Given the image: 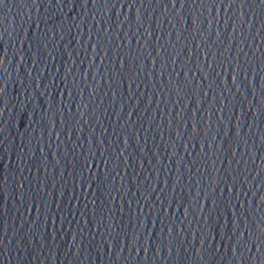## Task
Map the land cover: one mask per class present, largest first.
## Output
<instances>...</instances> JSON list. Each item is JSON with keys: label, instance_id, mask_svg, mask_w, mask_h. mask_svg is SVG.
Returning a JSON list of instances; mask_svg holds the SVG:
<instances>
[{"label": "water", "instance_id": "obj_1", "mask_svg": "<svg viewBox=\"0 0 264 264\" xmlns=\"http://www.w3.org/2000/svg\"><path fill=\"white\" fill-rule=\"evenodd\" d=\"M176 7L180 8L179 0ZM192 7L189 4L177 13L171 5L167 9L164 3L150 5L141 9V18L148 12L152 15L137 26L136 8L127 5L117 4L107 12L99 2L92 5V0L59 4L56 0H5L0 8V54L4 57L0 69L6 67L0 70L5 99L0 114V264H264V255L253 246L258 233L234 259L232 246L239 233L232 235L230 223L233 213L239 216L244 211L239 227L246 235L245 220L254 231L253 221L264 215V202L257 205L264 191V115L251 111L264 84L260 78L264 75V10L258 4L252 6L257 18L251 34L245 24V38L238 37L240 45L231 44L230 21L224 30L223 9L219 24L212 10L213 39L217 30L225 39L220 49L214 46L210 51L227 56L224 50L229 47V55L236 53L249 67L247 75L238 76L237 89L227 63L215 82L212 77L204 81L195 71L198 64L207 67L204 49L212 41L206 21L211 16L207 9L195 10L205 25L194 32ZM235 9L232 17L242 12L245 21L248 15L252 18L247 5L241 10L237 3ZM237 23L239 31L243 25ZM103 27L109 32L104 33L101 47L95 48L96 33ZM201 29L205 37L200 36ZM120 57L125 64L128 61L126 68L122 69ZM182 66L184 71L190 68L189 78L193 85L201 81V88L185 85L177 97L169 81L184 82ZM214 69L215 65L209 71ZM111 73H116L114 81ZM208 83H213L211 89ZM194 122L201 127V135L192 140L188 137ZM237 125L246 142L236 140ZM205 130V151L213 135V147L219 146L215 165L209 159L207 171L201 148ZM100 148L111 162L107 187L98 191L93 176L107 167ZM112 148L117 153L122 148L124 153L117 159ZM90 150L97 155L96 164L88 160V168L83 153ZM194 159L200 170L191 165ZM233 175L240 178L238 196L235 191H221V178L231 180ZM140 193H149L150 199L145 202ZM193 203L204 204L203 211L190 208L185 217ZM164 204V224L175 221L179 233L174 231L170 250L161 243L156 255L151 242L158 246L167 229L161 233L159 221L151 222L155 209L160 205L162 210ZM101 214L103 225L98 223ZM209 214L212 219L205 223L202 217ZM138 215L146 220L145 228L154 227L156 235L140 231L136 243L133 221ZM148 243L145 253L143 246Z\"/></svg>", "mask_w": 264, "mask_h": 264}, {"label": "snow or ice", "instance_id": "obj_2", "mask_svg": "<svg viewBox=\"0 0 264 264\" xmlns=\"http://www.w3.org/2000/svg\"><path fill=\"white\" fill-rule=\"evenodd\" d=\"M82 2L87 3V0H82ZM98 2L100 4V7H102L104 10H107V12L110 8L116 9L117 4H119L121 7H124V5H127L129 9L136 8L135 24L137 26H140L141 24L144 25L145 19H147L148 17H150L152 15V12H148L147 16L142 20V18H141V9L142 8L148 9L150 5L159 6L161 3H164L165 9L168 8V5H171L173 8L176 9V12L179 13L181 8H185L189 4H191L193 6L192 9H194L193 20H192V28H193L194 32L197 31V29L200 27L201 24L205 25L204 20L197 17L195 10L207 9L209 16H211V19H207V21H206V23L209 25V28L207 30V35L210 34V39H211L212 43L206 42V49L207 50L204 49L205 56L208 57L207 67H205L203 64H198L195 66V71L198 70L202 74L204 81H207V80H209V77H212L213 82H215L217 77L220 78L225 73L226 70H225L224 65H225V63H227V72L229 70L231 71V80H232L233 85L237 89H239V87H240V84L237 80L238 76H240L241 74L247 75V73L249 71V67H246L245 65H243L241 63V60L237 57L236 53L235 54L232 53L231 55H229V47H227L224 50L225 52H227V56H225L224 52H221V51H216V52L210 51L214 46L217 49H220L221 45L223 46L224 39H225L223 36V32H221L219 30L216 31L215 39H213V35L211 32V25L213 24V20H214L213 16L211 15L212 10L215 9V13H216L215 20H216V23L219 24V16L221 13V9H223V11L225 13V17H226L224 30L229 27V21H230V26L233 29V32L231 34V44H233V41H235V45H240V39L238 37H242L243 39L245 38V24L249 25L248 34L252 33V26L254 25V17H255V19L257 18V13L253 10L252 6L254 4H258L259 6L262 7V10H264V0H179V4H180L179 9L176 7L177 0H92V5H96ZM49 3H51V0H49ZM56 3L57 4L61 3V0H56ZM237 3H239L241 5V10L244 9L245 5H247L249 7V9L252 10V18L251 19H249V15H248V19L245 21L242 12H240L239 16H235V17L231 16V13L236 11L235 5ZM4 4H5V0H0V8H2L4 6ZM137 5H139V7H136ZM201 16H203V13H201ZM237 22H239L240 24L243 25L239 31H237V24H238ZM105 23H108V21H104V24ZM97 24L99 25V21L97 22ZM106 32H109V29L103 27L102 30H99L96 33L97 43L94 45L95 48H97V46L101 47V43L103 42V39H104V33H106ZM257 32L259 34H261L259 32V30H257ZM148 34L150 35V33H148ZM199 34L201 37H205V30L201 29ZM89 35L91 36V33H89ZM261 35H264V34H261ZM199 46H200V44L197 43V47H199ZM239 49H240V47H238L237 50H239ZM253 52H254V49H253ZM148 55L151 56L152 53L149 52ZM157 55H159V54L157 53ZM245 55H247V53H245ZM177 56H179V53H176V57ZM176 57L174 60H172V62L176 61ZM3 59H4L3 55L0 54V64L3 63ZM135 59H137V57L133 58L134 61H135ZM120 61H121L122 69L126 68L128 66V61H127V64H125V59L123 57H120ZM167 62H168V58L165 59V66H166ZM213 65H215L214 73L209 71V69H213ZM262 65H264V61H262ZM184 67L185 66H182V72H183V75L185 77V80L183 83H181V81H178L175 79L174 80L170 79V81H169L171 86L175 87L177 97H179L181 89H184L185 85H193L192 80L189 78L190 68H187V71H184ZM221 67H223V72L221 71ZM205 68H207V70H208L207 74H204ZM89 69H91V67ZM89 69H88V72H89ZM217 69H219V71H217ZM0 70L6 71V67L4 69H0ZM250 70L253 73H255V71H256V69L253 66H251ZM262 71H264V67H262ZM119 74L123 75L122 70L119 71ZM73 75H75V74H73ZM86 75H87V73H86ZM110 75H111L112 80L114 81L116 73H111ZM137 75H139V73H137ZM260 78H261V80H264V75H262ZM74 83H75V79H74ZM3 84H4V80H0V114H2V112H3V104L5 102V99L3 96V92H4ZM37 87H39V84H37ZM129 87H131V85H129ZM193 87H195L197 90H199L201 88V81L199 84L195 83L193 85ZM212 87H213V83H208L207 89H211ZM96 90L97 89H94L91 95H93V93ZM224 91L227 92L228 89L225 88ZM207 94H208V91L203 89V95L207 96ZM253 95L254 96L256 95L255 90H253ZM230 103H231V101H229V104ZM221 104L223 105L222 102H221ZM85 107H87V105H85ZM185 107H186V105H185ZM217 111L220 112V111H222V109L218 108ZM251 111L259 112L260 115H264V84H261L260 92H259V99L256 101L255 104L252 105ZM130 114L131 113H129V115ZM81 115L83 116L84 113H81ZM179 115H180V113L177 112V116H179ZM31 117H32V114H31ZM220 122L223 123V117H220ZM168 124L171 125L172 121L169 120ZM237 127H238V130L235 133L236 140L238 142H241V141L246 142L244 140V137L241 135L239 125H237ZM2 129L3 128L0 127V131H2ZM124 132L126 135L128 134L127 129L124 130ZM102 134H103V132L101 133V135ZM200 135H201V127L198 126L197 122H194L191 125V135L188 137V139L195 140L197 137H200ZM226 135L228 136V130H226ZM177 136L181 137V132L178 130H177ZM207 136H208L207 131L205 130V135L203 136L202 143H201L205 171L208 170L209 159L212 160L213 166L215 165L214 154L219 152V146L215 145V147H213V140L216 139L215 135H213L211 137V139H207V151H205V140H206ZM261 141H264V129L261 130ZM96 142L98 144H103V141L101 139L98 140L97 137H96ZM125 143H127V141H125ZM89 146L91 149V147H92L91 140H89ZM112 153H114L115 157L118 159V157L124 153V149L120 148L119 152L117 153L116 149L112 148ZM83 155L85 156L84 167L91 168V164L88 163V160L91 158L92 163L94 162L95 157L97 155L96 150L95 151L90 150L89 152H84ZM232 155H235V150L232 151ZM99 156H100V158L103 159L104 166H107V167H104L103 173L97 172L93 176V180L95 182H98V185H99L97 188L98 191L107 187L106 178L109 175L108 166L111 162V157L106 156L105 150H102L101 148L99 150ZM95 164H96V160H95ZM191 165L196 167L198 170H200L199 162L197 160H195V159L192 160ZM97 167H99L98 164H97ZM179 167H180V164L178 163L177 168H179ZM184 167H186L185 164H184ZM208 179L211 180L212 177L209 176ZM221 180L223 181V187L221 188L222 192H224L226 189V191L229 193H233V191H235L237 196L239 195L240 189L237 188V184H240V178L238 175H233L231 180H228L226 177L221 178ZM179 181H180V175L177 176V183ZM261 181L264 182V177H261ZM197 183L199 184V181H197ZM218 183H219V181H218ZM244 183L247 184V181H245ZM256 187L259 188L260 184H257ZM140 195L142 196V198L144 199L145 202H147L150 199L149 193H148V195H144L143 193H140ZM197 195H199V193ZM204 195H205V199H207L208 194L205 192ZM253 195H255V193H253ZM258 197H259V199L257 200V205L260 206L261 202H264V191L260 192ZM173 202H175V201L174 200L169 201L168 203L171 204ZM229 202H231V200ZM93 203L95 204V201H93ZM248 204H249V206H251V204H252L251 199L248 200ZM181 206H183V205H181ZM232 207H233V204H232ZM141 208H142V206H141ZM190 208L193 210L199 208L200 212H202L204 209V204L203 205L200 203L189 204L187 206V210L184 213L185 217L188 216ZM241 209H243V204H241ZM168 211H169V209H168ZM109 212H111V209L109 210ZM164 212H165V204L163 205L162 210H161V206L159 205V207L155 209V215H154V218L152 219V222H151L153 225H155L157 223V221H159V223L162 225V227L160 229L161 233L164 232L165 227L167 229L164 237L159 241L158 246L156 245V242L154 240L151 242L152 245L155 247L156 255H160L161 243H163L164 248H167V250H170V245L172 243L171 237L173 236L174 231L176 233H179L177 230V226L175 225V221L172 220L168 224H164V220H165V216L163 215ZM200 212H199V215H197V213H196V215L200 216ZM151 215H152V213H151ZM233 216H234V219H232L230 222L232 225L231 233L233 236H235L236 233H239V236L236 238L235 244H233V246H232L234 259L236 258L237 252H242V250L245 247L249 246V243L252 240L253 235L256 233H258V235H256L257 243L253 246H255L257 248V252L260 255H264V215L259 216V218L256 221H253V224L255 227L254 231L252 228L247 226V221L245 220V228H247L246 235H245V231L241 230L239 227L240 219L245 217L244 211H241L239 216H237L236 213H233ZM211 219H212L211 214H209L207 216L204 215L202 217V220L205 223H207ZM104 220H105V217L103 216V214H101V219L98 223L100 225H103ZM145 224H146V220L142 219L140 215L136 216L135 220L133 221V226L136 228V231H135L136 243H137V240L139 239L138 233L140 231H143L144 233H149V236L153 235V234L156 235V232L153 233L154 227L149 228V225H147V228H145ZM174 225H175V228H174ZM223 227L227 228V225H224ZM109 229L114 230L111 227ZM203 229H204V224H203ZM204 235H207L206 231H204ZM128 239H129L128 234L125 233V240L128 241ZM164 241H166V242H164ZM148 247H149V243H148L147 247L143 246L145 253H147ZM122 250L123 249L121 248L120 251H122ZM117 258H119V253L117 254ZM240 258L243 259V256H241Z\"/></svg>", "mask_w": 264, "mask_h": 264}]
</instances>
